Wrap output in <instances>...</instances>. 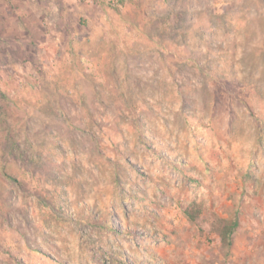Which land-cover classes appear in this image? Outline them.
Instances as JSON below:
<instances>
[{
  "label": "rangeland",
  "instance_id": "obj_1",
  "mask_svg": "<svg viewBox=\"0 0 264 264\" xmlns=\"http://www.w3.org/2000/svg\"><path fill=\"white\" fill-rule=\"evenodd\" d=\"M0 264H264V0H0Z\"/></svg>",
  "mask_w": 264,
  "mask_h": 264
},
{
  "label": "trees",
  "instance_id": "obj_2",
  "mask_svg": "<svg viewBox=\"0 0 264 264\" xmlns=\"http://www.w3.org/2000/svg\"><path fill=\"white\" fill-rule=\"evenodd\" d=\"M235 224H236L235 222H232V223H231L232 228L235 227Z\"/></svg>",
  "mask_w": 264,
  "mask_h": 264
}]
</instances>
